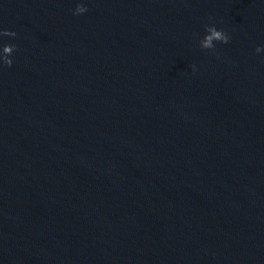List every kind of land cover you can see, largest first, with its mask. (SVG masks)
Segmentation results:
<instances>
[{
    "label": "water",
    "instance_id": "water-1",
    "mask_svg": "<svg viewBox=\"0 0 264 264\" xmlns=\"http://www.w3.org/2000/svg\"><path fill=\"white\" fill-rule=\"evenodd\" d=\"M3 30L0 264H264V0H0Z\"/></svg>",
    "mask_w": 264,
    "mask_h": 264
},
{
    "label": "clouds",
    "instance_id": "clouds-1",
    "mask_svg": "<svg viewBox=\"0 0 264 264\" xmlns=\"http://www.w3.org/2000/svg\"><path fill=\"white\" fill-rule=\"evenodd\" d=\"M87 5L85 3H77L75 8L73 9V15H81L87 11ZM208 35L205 37V40L201 43V47L208 48L211 47L212 40H219L221 43H227L229 40V36L222 30L217 29L215 26L210 27L208 30ZM12 37L15 36L14 32H10L7 30L0 31V37ZM15 50V45L4 43L3 47L0 48V66L8 65L11 66L12 59L11 55ZM256 53H260L262 51L261 47H256ZM194 68V66H193Z\"/></svg>",
    "mask_w": 264,
    "mask_h": 264
}]
</instances>
